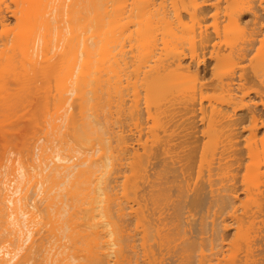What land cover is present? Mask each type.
<instances>
[{
    "label": "bare ground",
    "instance_id": "obj_1",
    "mask_svg": "<svg viewBox=\"0 0 264 264\" xmlns=\"http://www.w3.org/2000/svg\"><path fill=\"white\" fill-rule=\"evenodd\" d=\"M169 2L0 0V264H264V7Z\"/></svg>",
    "mask_w": 264,
    "mask_h": 264
},
{
    "label": "rangeland",
    "instance_id": "obj_2",
    "mask_svg": "<svg viewBox=\"0 0 264 264\" xmlns=\"http://www.w3.org/2000/svg\"><path fill=\"white\" fill-rule=\"evenodd\" d=\"M171 1V0H166V4H168V2ZM196 2H199L201 0H194ZM208 3L210 4V11H209V14L210 15H214L213 17L211 16H208L209 19H207V23L206 25H208V29L210 31H215V32H218L220 34V36L223 38V34H224V31L227 29L229 31H232L231 29H228V28H225L227 27V21L224 19L225 17L222 15L223 13L226 14V12L230 11L231 8H233L236 4L238 3H246V2H249L251 0H207ZM258 2L260 1L261 3V6L264 7V0H257ZM170 4V2H169ZM214 12L216 14H214ZM213 13V14H212ZM244 21L245 22H249V14H246L244 16ZM205 25V26H206ZM225 35V34H224ZM242 37V34H232L230 36H228V38L226 40L228 41H233V40H239L240 38ZM186 46V45H184ZM236 59V57H234V60ZM244 67H245V72L247 75H252V74H264V55H258L256 56L255 58H253L252 60H249V58H247L243 64ZM203 77V72L199 70V72L197 73V79L200 80L202 79ZM249 86V84H246L245 87L247 88ZM191 87H188L187 88V91H186V94L187 96L189 95V92H188V89L190 90ZM210 90L213 88H209ZM208 89H206L207 91ZM210 90H208L210 92ZM215 90V89H214ZM213 90V91H214ZM218 91V90H216ZM215 93H219V92H216ZM208 92V93H209ZM184 93H185V90H184ZM207 92L205 93L204 91V95L208 94ZM212 95L214 94L212 91H211ZM186 94H182L183 95V98H186L187 96H185ZM210 94V93H209ZM181 95V96H182ZM211 95V94H210ZM215 95V94H214ZM218 95V94H216ZM215 95V96H216ZM172 97V96H171ZM171 97L169 98L170 100H174L176 99V96L172 99ZM178 98H182V97H179ZM183 98L181 99L180 102H183L185 101V99L183 100ZM183 100V101H182ZM176 103H177V100H175ZM173 101V102H175ZM145 115L142 116V119L144 120L145 119ZM263 129V127H262ZM241 198L244 199V195L241 194Z\"/></svg>",
    "mask_w": 264,
    "mask_h": 264
}]
</instances>
